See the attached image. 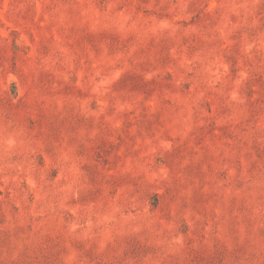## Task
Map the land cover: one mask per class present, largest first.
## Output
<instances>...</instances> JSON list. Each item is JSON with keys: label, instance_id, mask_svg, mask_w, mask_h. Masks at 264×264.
I'll list each match as a JSON object with an SVG mask.
<instances>
[{"label": "rangeland", "instance_id": "rangeland-1", "mask_svg": "<svg viewBox=\"0 0 264 264\" xmlns=\"http://www.w3.org/2000/svg\"><path fill=\"white\" fill-rule=\"evenodd\" d=\"M0 264H264V0H0Z\"/></svg>", "mask_w": 264, "mask_h": 264}]
</instances>
